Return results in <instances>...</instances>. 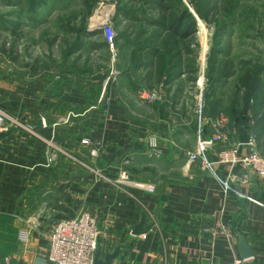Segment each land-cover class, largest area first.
Segmentation results:
<instances>
[{
	"label": "crops",
	"instance_id": "crops-1",
	"mask_svg": "<svg viewBox=\"0 0 264 264\" xmlns=\"http://www.w3.org/2000/svg\"><path fill=\"white\" fill-rule=\"evenodd\" d=\"M69 73L0 86V108L9 116L0 132V264H55L48 259L54 222L82 211L97 216L96 254L105 261L112 253L110 264H264V185L246 189L247 198L226 193L213 172L185 160L201 135L216 130L220 109L210 106L214 121L199 135L182 72L158 85L155 100L144 98L139 84L125 89L119 79L103 91L83 84L81 70ZM70 112L69 123H57ZM238 127L227 119L228 140L212 147V159L241 143ZM256 149L264 153L261 143ZM47 151L57 153L52 165ZM123 168L155 191L119 185ZM143 219L146 230L135 234ZM218 224L221 233L209 230ZM241 235L251 257L241 255Z\"/></svg>",
	"mask_w": 264,
	"mask_h": 264
},
{
	"label": "rangeland",
	"instance_id": "rangeland-1",
	"mask_svg": "<svg viewBox=\"0 0 264 264\" xmlns=\"http://www.w3.org/2000/svg\"><path fill=\"white\" fill-rule=\"evenodd\" d=\"M70 69L103 91L110 77L107 87L120 79L125 89L160 92L182 72L190 118L202 99L208 114L211 106L246 122L264 147V0H0V86Z\"/></svg>",
	"mask_w": 264,
	"mask_h": 264
},
{
	"label": "built area",
	"instance_id": "built-area-1",
	"mask_svg": "<svg viewBox=\"0 0 264 264\" xmlns=\"http://www.w3.org/2000/svg\"><path fill=\"white\" fill-rule=\"evenodd\" d=\"M103 35L111 47L115 45L116 31L112 22L105 23L103 27ZM108 78L107 82L109 81ZM105 84L104 91L107 87ZM143 97L148 100L158 99V92L143 91ZM195 112L197 115V123L199 135L204 132L207 126L213 123V116L208 114V106L203 103L202 99H198ZM74 117L73 112L58 117L57 123H69ZM9 118L0 108V132L6 127V121ZM216 130L208 136L201 135L199 137L195 150L185 153L187 164L199 161L201 167L205 170L213 172L220 181L223 190L226 193H235L239 197L247 198V190L252 189L258 183L264 185V153H260L256 149L255 139L247 143L249 150L242 152L241 145L235 144L229 148H221L217 151V159L214 160L209 156L212 147L219 141H227L228 134L222 129L227 122L226 116L222 113L219 120L216 119ZM87 142V141H84ZM153 151L157 153L158 136L153 135L151 140ZM96 152L93 151V154ZM57 153L47 151V165L54 163ZM224 165H230L228 171H223ZM223 167V168H222ZM239 168V171L236 170ZM117 183L122 187H135L148 191H155V186L144 181L133 179L130 171L123 168L117 178ZM221 226L215 225L209 227L213 233H221ZM100 226L98 218L95 214L82 211L78 215L69 218H62L54 222L49 246V261L55 264H94L98 242L100 237ZM236 264H246L243 259H237Z\"/></svg>",
	"mask_w": 264,
	"mask_h": 264
},
{
	"label": "water",
	"instance_id": "water-1",
	"mask_svg": "<svg viewBox=\"0 0 264 264\" xmlns=\"http://www.w3.org/2000/svg\"><path fill=\"white\" fill-rule=\"evenodd\" d=\"M238 135H239V140L241 142V144H247L251 141V135H250V132L248 130V128L242 123H238ZM144 219L143 221L136 227L134 233L135 234H139V233H142L144 232L146 229L143 227L144 225ZM240 251H241V255L245 258L247 257H251L252 256V250L251 248L248 246L247 244V240H246V237L245 236H240ZM98 253L95 255V259H94V264H110V259H111V254L107 255L105 261H101L98 259Z\"/></svg>",
	"mask_w": 264,
	"mask_h": 264
},
{
	"label": "trees",
	"instance_id": "trees-1",
	"mask_svg": "<svg viewBox=\"0 0 264 264\" xmlns=\"http://www.w3.org/2000/svg\"><path fill=\"white\" fill-rule=\"evenodd\" d=\"M36 4V2H33L32 3V5H35ZM17 24V23H16ZM74 32H75V40H76V42H75V44H74V46L72 47V50L71 51H73V50H77L78 49V47L82 44V41H84L83 40V32H84V29L82 28V29H75L74 30ZM103 33V32H102ZM104 36V35H103ZM115 41H116V39H115ZM117 42V41H116ZM69 55H73L72 53L71 54H69ZM157 56V55H156ZM240 122H242L246 127H249L248 126V124L246 123V122H244V121H242V120H237L235 123H240Z\"/></svg>",
	"mask_w": 264,
	"mask_h": 264
}]
</instances>
